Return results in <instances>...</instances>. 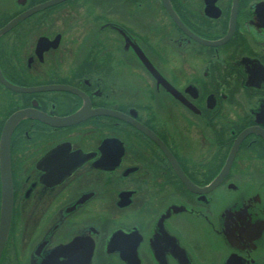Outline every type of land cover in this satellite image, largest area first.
I'll use <instances>...</instances> for the list:
<instances>
[{
  "label": "flooded vegetation",
  "instance_id": "af4514ba",
  "mask_svg": "<svg viewBox=\"0 0 264 264\" xmlns=\"http://www.w3.org/2000/svg\"><path fill=\"white\" fill-rule=\"evenodd\" d=\"M47 1L0 0V264H264V0Z\"/></svg>",
  "mask_w": 264,
  "mask_h": 264
},
{
  "label": "water",
  "instance_id": "95a60500",
  "mask_svg": "<svg viewBox=\"0 0 264 264\" xmlns=\"http://www.w3.org/2000/svg\"><path fill=\"white\" fill-rule=\"evenodd\" d=\"M60 0H51L45 3L39 4L37 7L33 8V10H38L47 5L56 3ZM15 22V21H13ZM12 22V23H13ZM12 23L10 25H12ZM9 25V26H10ZM8 27V26H7ZM6 27V28H7ZM25 111L17 112L10 116L7 120L0 140V161L2 168V186H3V207H2V216H1V224H0V251H1V243L3 242L4 236L8 229V223L11 214V182H10V173H9V141L11 132L16 124V122L25 115ZM68 119H61V122H68Z\"/></svg>",
  "mask_w": 264,
  "mask_h": 264
}]
</instances>
